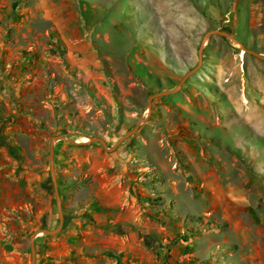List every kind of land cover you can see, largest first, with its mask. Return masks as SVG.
I'll use <instances>...</instances> for the list:
<instances>
[{
	"label": "rangeland",
	"instance_id": "374dc122",
	"mask_svg": "<svg viewBox=\"0 0 264 264\" xmlns=\"http://www.w3.org/2000/svg\"><path fill=\"white\" fill-rule=\"evenodd\" d=\"M3 1L0 12L9 17L0 28L71 51L62 60L78 70L77 82L63 88L69 101L62 118L47 133L48 172L53 136H96L113 146L148 116L114 151L91 142L119 158L125 186L138 195L139 243L130 250L140 264H264V59L241 47L264 54V0ZM213 30L239 43L209 35L199 68L149 109L152 94L174 89L198 64ZM59 140L70 141L54 142L55 160L60 153L71 169L69 186L100 175L92 166L82 171L76 158L84 153L56 148L66 144ZM62 207L76 215L63 199ZM13 213L17 220L1 216L0 264H31L29 236L38 229L21 226L23 210ZM40 234L47 241L38 247L34 239L37 264H85L77 256H42L53 234ZM16 250L27 256H9Z\"/></svg>",
	"mask_w": 264,
	"mask_h": 264
},
{
	"label": "crops",
	"instance_id": "0c3cea01",
	"mask_svg": "<svg viewBox=\"0 0 264 264\" xmlns=\"http://www.w3.org/2000/svg\"><path fill=\"white\" fill-rule=\"evenodd\" d=\"M3 2L8 5V0ZM8 17L6 12H0V22ZM30 44H35V50ZM21 47L32 51L22 54ZM59 51L47 48L44 39L21 29H15L10 36L0 28V221L3 214L5 222L15 220L18 216L13 210L21 209L26 216L18 221L26 229H54L60 222L45 146L47 133L61 120L64 104L69 101L63 88L77 82L74 75L78 70L62 60L72 52ZM56 60H62L61 67L56 66ZM59 141L66 144L56 142V148L73 147L72 152L84 153L76 158L82 171L92 166L100 175H95L88 185L69 186L65 181L70 180L71 169L66 157L56 153L61 196L76 208V215L65 212L69 222L61 234L48 238L42 256H77L85 264H140L141 256L130 250L139 243L135 227L141 218L140 203L138 195L125 186L118 169L119 158L103 153L94 143ZM40 235L35 238L38 247L39 240L47 241ZM9 256L23 258L27 253L16 250Z\"/></svg>",
	"mask_w": 264,
	"mask_h": 264
},
{
	"label": "water",
	"instance_id": "95a60500",
	"mask_svg": "<svg viewBox=\"0 0 264 264\" xmlns=\"http://www.w3.org/2000/svg\"><path fill=\"white\" fill-rule=\"evenodd\" d=\"M211 34L224 35V36L229 37L233 41L239 43L238 40L230 32H228V31H225V30H213V31H209L205 35V37H204V39H203V41L201 43V46L199 48V60H198V64L194 68H192L191 70H189L185 74V76L182 78V80L177 84V86L174 89H171V90H162L160 92H157L155 94H152L149 97V100H148V107H149V109H151V107H152V101H153V99L155 97L160 96V95L170 94V93H173V92L178 91L181 88L182 84L187 80V78L189 76H191L199 68V66L202 63V53H203V48H204V45H205V41L208 38V36L211 35ZM241 47L244 50H246L247 52L258 56L261 59H264V54H261V53H259L257 51H254V50L245 48V46H243V45H241ZM147 118H148V116H146L145 118L141 119L134 126V128L128 130L127 133L125 135H123L122 137H120L119 140L116 142V144L113 145V146H109L108 143H107V140L105 138L96 137V136L89 137L88 138L89 140L82 141V142H78L76 140L70 139V138L67 137L66 134H59V135H55V136L52 137V140L50 142V147H49L50 173H51L52 186H53L54 194H55L56 201H57V207H58V213H59L60 222H59V225L56 228H54V229L41 228V229H38V230L34 231L30 235V246H31V251H32L31 264H37V249H36V245H35V241H34L35 236H37L41 232H43L45 234H54V233L58 232L59 230H61L63 228L64 223H65V218H66L65 217V214L63 212L62 198H61V195H60L59 183H58V179H57L56 172H55V146H54L55 140L66 138L68 141H70L72 143H78V144H80V143H91V142H100L106 150H108V151H114L125 140V138L127 136H129L132 133L136 132L138 130L140 124L143 121H145Z\"/></svg>",
	"mask_w": 264,
	"mask_h": 264
},
{
	"label": "trees",
	"instance_id": "16d2710c",
	"mask_svg": "<svg viewBox=\"0 0 264 264\" xmlns=\"http://www.w3.org/2000/svg\"><path fill=\"white\" fill-rule=\"evenodd\" d=\"M66 225H67V221L65 220L64 226H66Z\"/></svg>",
	"mask_w": 264,
	"mask_h": 264
},
{
	"label": "bare ground",
	"instance_id": "6f19581e",
	"mask_svg": "<svg viewBox=\"0 0 264 264\" xmlns=\"http://www.w3.org/2000/svg\"><path fill=\"white\" fill-rule=\"evenodd\" d=\"M85 139H87V138H85Z\"/></svg>",
	"mask_w": 264,
	"mask_h": 264
}]
</instances>
